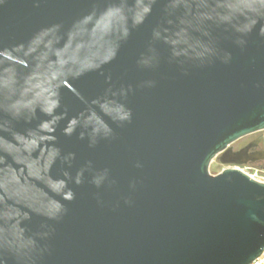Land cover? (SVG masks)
Segmentation results:
<instances>
[{"label": "water", "instance_id": "95a60500", "mask_svg": "<svg viewBox=\"0 0 264 264\" xmlns=\"http://www.w3.org/2000/svg\"><path fill=\"white\" fill-rule=\"evenodd\" d=\"M258 132L264 0H0V264H252Z\"/></svg>", "mask_w": 264, "mask_h": 264}, {"label": "flooded vegetation", "instance_id": "af4514ba", "mask_svg": "<svg viewBox=\"0 0 264 264\" xmlns=\"http://www.w3.org/2000/svg\"><path fill=\"white\" fill-rule=\"evenodd\" d=\"M249 136V135H248ZM261 135L254 138L244 140L239 147L231 148L232 152L230 155L225 157L227 160L231 161H245L248 160L246 165L255 167L264 163V159L252 161L253 158L257 156V153L264 150V145L262 141H259ZM247 137V136H245ZM244 138V137H243ZM242 139V138H241ZM240 140V139H239Z\"/></svg>", "mask_w": 264, "mask_h": 264}, {"label": "rangeland", "instance_id": "374dc122", "mask_svg": "<svg viewBox=\"0 0 264 264\" xmlns=\"http://www.w3.org/2000/svg\"><path fill=\"white\" fill-rule=\"evenodd\" d=\"M263 133L262 132H258V133H255V134H251L247 137H244L238 141H236L235 143H233L231 145L232 148H237L240 146V144L244 141V140H247V139H250V138H254L256 136H259V135H262ZM232 168L234 167V165H223L220 160H219V157L215 158L214 161L212 162L211 166H210V173H212L213 175H217L219 174L220 172H222L224 169L226 168ZM254 168L256 169H263L264 171V163L261 164V165H257L255 166Z\"/></svg>", "mask_w": 264, "mask_h": 264}, {"label": "built area", "instance_id": "2783aa9c", "mask_svg": "<svg viewBox=\"0 0 264 264\" xmlns=\"http://www.w3.org/2000/svg\"><path fill=\"white\" fill-rule=\"evenodd\" d=\"M230 168V167H229ZM232 168H237L247 174L250 178L264 183V171L263 169H256L254 167H251L249 165H242V166H234ZM252 264H264V252L263 254L255 260Z\"/></svg>", "mask_w": 264, "mask_h": 264}]
</instances>
